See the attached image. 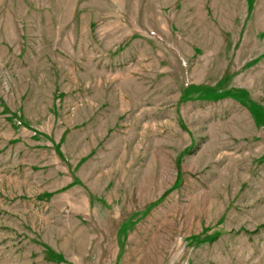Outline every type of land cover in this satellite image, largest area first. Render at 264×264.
<instances>
[{
	"label": "rangeland",
	"instance_id": "374dc122",
	"mask_svg": "<svg viewBox=\"0 0 264 264\" xmlns=\"http://www.w3.org/2000/svg\"><path fill=\"white\" fill-rule=\"evenodd\" d=\"M0 264H264V0H0Z\"/></svg>",
	"mask_w": 264,
	"mask_h": 264
}]
</instances>
